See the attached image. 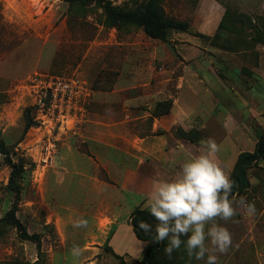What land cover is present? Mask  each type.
Masks as SVG:
<instances>
[{"label": "rangeland", "instance_id": "obj_1", "mask_svg": "<svg viewBox=\"0 0 264 264\" xmlns=\"http://www.w3.org/2000/svg\"><path fill=\"white\" fill-rule=\"evenodd\" d=\"M110 1L122 5L128 0ZM200 1L164 0L165 13L187 22L189 28L187 32L168 31L166 40L160 41L146 37L139 29L119 32L105 28L99 10L81 17L70 13L61 0H0V138L13 159L21 158L25 164V172L18 179L20 197L16 216L29 234L40 236L41 264H81L82 259L70 252L73 245L82 249L94 246L92 242L100 241L99 236H109L110 231L103 235L91 219L100 206L97 191L105 188L102 183L107 181L105 171L79 159L75 163L60 159L73 149L86 151L82 126L75 123L62 128L45 111H39L37 96L29 86L35 74L77 77L91 92H110L116 83L117 87L131 88L123 91L125 96L134 97L129 111L145 118L131 121L128 127L131 133L147 136L150 142L166 145L177 141L176 149L173 145L165 149L172 155V173H177L180 165L198 152L200 141L208 138L219 145L218 161L231 173L237 156L252 152L258 137L264 134V117L256 116L255 111L253 116L249 113L256 107L258 112L264 111V83L257 81L254 56L247 51L225 52L195 35ZM215 1L230 10L234 28L239 27L235 20L238 15L247 19L264 17L263 0ZM192 36L194 44L203 51L194 56L182 52L183 48H189L185 42L192 40ZM134 41L140 42L147 52L143 60L148 62L152 56L151 69L144 64L138 74L127 69L124 60L123 44ZM182 56L187 58V69ZM161 69L162 75L172 79V89L178 80V88L185 91L176 102L180 107L175 110L180 124L172 122L168 131L161 128L151 131L154 105L169 99L161 95L153 80L148 86L151 97L138 99L143 86L135 81L146 76L154 78L151 74ZM119 73L122 76L118 80ZM179 77L184 80L179 81ZM251 87L257 92L256 103L251 102L248 94ZM103 98L107 114L112 99L106 94ZM169 101L172 107V100ZM28 122L31 127L25 129ZM180 130L185 132L186 139L179 136ZM8 175L9 168L0 155V219L13 202V193L7 188ZM245 178L246 184L234 195L237 199L246 197L255 204L257 212L248 217L238 209L232 221H219L232 233L233 243L226 254L216 253L217 264H264L263 162L248 169ZM129 206L130 202L125 210ZM77 218L86 219L87 228H73ZM36 260L35 245L21 240L14 229L0 222V264H32ZM187 264L204 261L192 259Z\"/></svg>", "mask_w": 264, "mask_h": 264}, {"label": "crops", "instance_id": "obj_2", "mask_svg": "<svg viewBox=\"0 0 264 264\" xmlns=\"http://www.w3.org/2000/svg\"><path fill=\"white\" fill-rule=\"evenodd\" d=\"M223 12V6L217 1L201 0L197 14L198 22L195 25L197 33L204 36H212ZM261 12L264 15V0L261 4ZM194 37L192 36V40L185 42L189 48H183L182 52L187 51V54L193 56L195 55L194 53L203 52L194 44ZM139 43L134 41L123 44L127 69H130L134 74L141 73L144 64L149 69L153 66L151 55L148 62L142 59L145 54L147 55V52ZM190 48L191 50L193 49L192 52ZM247 52L252 53L254 56V65L257 66L255 67L256 78L260 84H263L264 45L256 44L253 52ZM189 55H187V58L191 57ZM182 58L186 61L183 65L187 69L189 67L187 58L186 56H182ZM162 72L164 70L161 69L159 73L151 74L154 78L146 76L135 81V83H139V86H143L142 94L139 95L138 99L143 100L151 97L152 94L148 90V86L151 85L153 80V84L161 89V95L167 96V99L172 100V107L168 114L152 119L151 131L158 128L168 131L173 127L171 126L172 122L175 125L180 124L178 113L175 112L180 107L178 104L176 105V102H179L177 97L180 93L185 91L178 88L180 83L178 80L172 89V79L162 75ZM121 76L122 73H119L117 79L119 80ZM182 80H184V77H179V81ZM128 89L131 88H120L117 87L116 83L110 92L92 91L81 122V136L86 144V151L80 152L73 149V152L69 151V153L60 156L62 161L70 159V161L75 163L79 159L86 164L101 166L107 178V181L102 182L105 188L97 191L99 193L100 206L97 212L91 216V219L93 225L103 235L109 231L110 233L107 237L99 236L100 241L92 242V244L96 245L83 249V254L79 257L82 259L81 264H116L113 254L122 258L126 264H137L140 262L147 244L136 238L130 225V215L136 208L145 209L144 204L148 196V187L153 179H171L176 174L171 172L172 155L165 149L169 150L173 146L176 149L177 141L173 144H166V146L162 143L150 142L147 136L131 133L128 127L129 123L140 118L144 119L145 116L132 114L129 111L128 107L131 106V99L134 97L125 96L123 91H128ZM259 89L262 88L259 87ZM135 90H137V86ZM190 90H192V87H190ZM165 91H167V94ZM104 94L112 99L108 104V106H111L110 112H108L110 115L104 111L105 105L107 106L106 100L103 98ZM248 94L251 102L254 103L255 101L256 103L257 92L253 90V87L250 88ZM254 111L256 116L264 117V111L258 112L257 107L249 110V113L253 116L252 112ZM145 114L146 116L150 115L148 112H145ZM128 202L131 203V206L125 210L124 207ZM123 211H125L124 214ZM101 224L103 225L102 228ZM102 245L109 247L113 254L106 253L105 249L101 247Z\"/></svg>", "mask_w": 264, "mask_h": 264}, {"label": "trees", "instance_id": "obj_3", "mask_svg": "<svg viewBox=\"0 0 264 264\" xmlns=\"http://www.w3.org/2000/svg\"><path fill=\"white\" fill-rule=\"evenodd\" d=\"M68 5L70 13L79 14L84 17L93 10H99L102 17L101 25L105 28L116 31L130 28L139 29L150 38L160 41L166 40L168 31L187 32L188 23L178 21L169 17L164 10V0H128L122 5H113L110 0H61ZM223 15L212 36H204L196 33L198 37L209 40L212 46L227 52L251 51L256 44L264 45V17L255 16L254 19H247L238 15L235 19L239 27L234 28L231 23L230 10L224 7ZM231 22V23H230ZM231 37L234 39L232 40ZM232 41V42H231ZM233 45V46H231ZM171 108L169 100L157 102L154 105L151 117L156 118L168 114ZM31 127L28 122L25 129ZM179 136L186 139L185 132L179 131ZM0 155L4 164L9 168L7 188L13 193V202L10 209L0 219V222L7 227L14 229L17 236L23 241H29L35 245L37 260L32 264H41L42 250L41 238L38 234H29L24 224L16 216L20 197L18 179L25 172V164L21 158L15 161L7 146L0 138ZM264 165V134L258 137L252 152L240 153L232 167L230 176L234 182L233 194L238 193L244 183L246 184L245 173L252 167H258L259 162ZM146 222L152 226V230L145 233L139 228L140 222ZM130 225L137 239L146 242V248L142 259L137 264H187L190 262L181 245L179 251H174L171 258L165 255L164 248L167 241L155 242L156 221L151 217L148 210L136 208L130 215ZM108 253L112 250L105 245L103 247ZM116 264H126L122 258L116 256Z\"/></svg>", "mask_w": 264, "mask_h": 264}, {"label": "clouds", "instance_id": "obj_4", "mask_svg": "<svg viewBox=\"0 0 264 264\" xmlns=\"http://www.w3.org/2000/svg\"><path fill=\"white\" fill-rule=\"evenodd\" d=\"M219 151L213 138L202 139L198 152L180 165L173 178L150 182L144 208L156 221L155 242H168L164 252L169 258L183 245L190 261L217 264L216 253L226 254L233 243L232 233L219 221H232L238 209L248 217L256 215L254 203L233 194L235 185L218 161ZM72 226L87 228L88 221L77 218ZM139 228L145 233L152 230L143 221ZM70 252L79 258L83 249L73 245Z\"/></svg>", "mask_w": 264, "mask_h": 264}, {"label": "built area", "instance_id": "obj_5", "mask_svg": "<svg viewBox=\"0 0 264 264\" xmlns=\"http://www.w3.org/2000/svg\"><path fill=\"white\" fill-rule=\"evenodd\" d=\"M29 81L40 112L45 111L62 128L82 122L91 96L83 80L35 74Z\"/></svg>", "mask_w": 264, "mask_h": 264}]
</instances>
